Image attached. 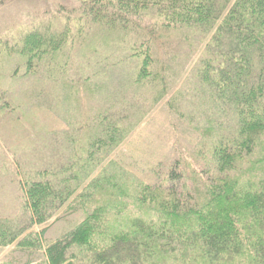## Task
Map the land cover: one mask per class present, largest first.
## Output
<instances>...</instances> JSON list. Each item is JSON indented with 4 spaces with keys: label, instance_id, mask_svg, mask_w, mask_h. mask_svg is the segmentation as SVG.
Returning a JSON list of instances; mask_svg holds the SVG:
<instances>
[{
    "label": "trees",
    "instance_id": "16d2710c",
    "mask_svg": "<svg viewBox=\"0 0 264 264\" xmlns=\"http://www.w3.org/2000/svg\"><path fill=\"white\" fill-rule=\"evenodd\" d=\"M11 1L0 0V7ZM63 19L61 31L46 27L24 37L17 49L25 61L24 77L45 74L47 61L69 63L84 28L103 30L133 37L126 60L135 66L134 85L167 98L168 77L188 36L204 42L196 57L188 50L183 54L182 69L192 71L181 73L195 79L192 99L208 91L206 102L217 114H228L235 127L217 136L208 152L187 156L191 163L177 159L165 174L158 171L159 182L152 185L124 180V172L112 169L127 132L105 112H96L77 126L87 138L76 146L82 153L78 163L59 175L42 170L20 180V216H0V249L41 253L43 260L0 264H113L111 253L130 243L133 250L142 249V257L132 254L133 260L143 262H170V254L179 253L176 264H264V0H76ZM169 48L166 66L162 53ZM59 58L65 61L57 63ZM204 131L210 137L213 128ZM85 206L87 214L74 229L46 241L48 225L61 209ZM123 211L134 218L110 235L104 229L111 214Z\"/></svg>",
    "mask_w": 264,
    "mask_h": 264
},
{
    "label": "rangeland",
    "instance_id": "374dc122",
    "mask_svg": "<svg viewBox=\"0 0 264 264\" xmlns=\"http://www.w3.org/2000/svg\"><path fill=\"white\" fill-rule=\"evenodd\" d=\"M75 7L76 0H13L0 7V216L3 218L21 214L20 180L24 182L42 170L59 175L79 160L82 153L76 146H83L87 138L78 132L77 126L89 121L98 111L105 112L127 132L124 142L113 154L116 165L112 169L124 172V180L152 185L159 182L158 171L165 174L177 159L191 163L187 156L208 152L217 136L235 127L228 114H217L215 105L206 102L207 90L203 92L204 97L194 96L193 101L190 89L195 79L181 73L192 71L190 66L188 70L182 69V59L189 52H196V57L204 42L188 36L183 37L185 52H179L180 62L168 77L167 98L156 97L159 90L154 88L134 85L135 66L132 60H126V49L133 44V37L122 35L125 43L119 34L109 35L103 30L91 32L84 28V36L77 43L72 34L75 45L71 48L69 63L55 65L47 61L48 69L41 70L47 71L46 75L24 77L25 61L17 52L24 37L30 31L46 27L61 31L67 23L63 17ZM74 25H71L73 31ZM166 51L168 54L162 53V56L168 66L172 49ZM64 61L57 59V63ZM194 104L201 107L197 110ZM205 128H213V136H204ZM69 141L74 143L68 146ZM101 167L97 168L98 173ZM87 209V206L75 212L61 209L58 219L48 225L46 241H54L74 229L85 218ZM131 218H134L132 214L124 211L112 213L104 230L110 235L120 233ZM120 221L127 222L121 227ZM131 245H118L111 253L112 263L174 264L176 254L180 257L179 253H171L170 262L158 259L143 262L144 258L138 261L136 257L135 261V255L142 257V249L133 250ZM43 258L41 253L0 249V262H39Z\"/></svg>",
    "mask_w": 264,
    "mask_h": 264
}]
</instances>
